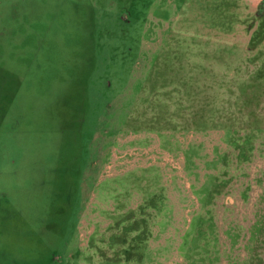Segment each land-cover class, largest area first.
Listing matches in <instances>:
<instances>
[{"label": "rangeland", "instance_id": "rangeland-1", "mask_svg": "<svg viewBox=\"0 0 264 264\" xmlns=\"http://www.w3.org/2000/svg\"><path fill=\"white\" fill-rule=\"evenodd\" d=\"M257 2L0 0V264H264Z\"/></svg>", "mask_w": 264, "mask_h": 264}, {"label": "trees", "instance_id": "trees-1", "mask_svg": "<svg viewBox=\"0 0 264 264\" xmlns=\"http://www.w3.org/2000/svg\"><path fill=\"white\" fill-rule=\"evenodd\" d=\"M255 18L257 19V20H259V21H264V0H262L261 2H260V4L258 5V7H257V10H256V12H255ZM258 37L260 38V39H262L263 37H264V33H263V31H260L259 33H258Z\"/></svg>", "mask_w": 264, "mask_h": 264}, {"label": "crops", "instance_id": "crops-1", "mask_svg": "<svg viewBox=\"0 0 264 264\" xmlns=\"http://www.w3.org/2000/svg\"><path fill=\"white\" fill-rule=\"evenodd\" d=\"M260 1H261V0H258V2H260ZM258 2H257V3H258ZM258 4H259V3H258ZM258 4H257V5H258Z\"/></svg>", "mask_w": 264, "mask_h": 264}]
</instances>
